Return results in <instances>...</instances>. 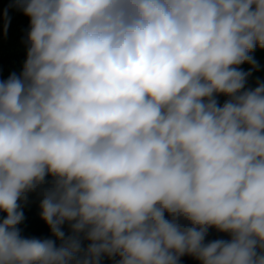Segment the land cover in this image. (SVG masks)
Returning <instances> with one entry per match:
<instances>
[{
  "label": "clouds",
  "instance_id": "1",
  "mask_svg": "<svg viewBox=\"0 0 264 264\" xmlns=\"http://www.w3.org/2000/svg\"><path fill=\"white\" fill-rule=\"evenodd\" d=\"M15 3L0 264H264V0ZM34 192L47 238L17 227Z\"/></svg>",
  "mask_w": 264,
  "mask_h": 264
},
{
  "label": "trees",
  "instance_id": "2",
  "mask_svg": "<svg viewBox=\"0 0 264 264\" xmlns=\"http://www.w3.org/2000/svg\"><path fill=\"white\" fill-rule=\"evenodd\" d=\"M10 17V23L7 31L4 30V13ZM29 26V19L22 10L16 6L15 0H0V80L6 79L11 73L19 74L22 71L23 63L26 59V45L24 38ZM252 55L259 64V70L254 71L248 79L247 86L255 87L257 79L264 80V49L257 48ZM250 65L240 66L244 71L249 70ZM220 103H223L226 97L220 96ZM40 196L38 192L30 193L27 203L22 205L24 220L17 226L21 235L24 237L47 238L50 237V229L41 219L40 215ZM5 213L0 212V220ZM67 232V225H65ZM229 239L227 234L217 233L214 229L209 230L207 240ZM87 242H85L86 244ZM102 264H114L107 258H104ZM180 264H199V261L191 256H184Z\"/></svg>",
  "mask_w": 264,
  "mask_h": 264
}]
</instances>
